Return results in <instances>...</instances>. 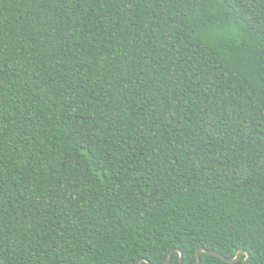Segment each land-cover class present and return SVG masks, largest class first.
Returning a JSON list of instances; mask_svg holds the SVG:
<instances>
[{
  "label": "trees",
  "instance_id": "trees-1",
  "mask_svg": "<svg viewBox=\"0 0 264 264\" xmlns=\"http://www.w3.org/2000/svg\"><path fill=\"white\" fill-rule=\"evenodd\" d=\"M199 248L264 264V0H0V264Z\"/></svg>",
  "mask_w": 264,
  "mask_h": 264
},
{
  "label": "water",
  "instance_id": "water-1",
  "mask_svg": "<svg viewBox=\"0 0 264 264\" xmlns=\"http://www.w3.org/2000/svg\"><path fill=\"white\" fill-rule=\"evenodd\" d=\"M175 252L179 253V264H183V255L178 249L172 250L169 253L167 260L163 264H170V262L172 260V255ZM201 252L206 253V254L211 255V256L218 257L219 259H221L222 261H224L226 263H235L241 258L242 255L246 256L245 259L243 260L242 264H247L248 260H249V253L247 251H243V250L238 252L234 258L228 259V258L222 256L221 254L217 253V252L209 251V250H206L204 248H199V249L196 250V253H195V255H196V264H201V256H200ZM141 261L145 262L147 264H151L148 260H146L144 258L139 259L136 262V264H139Z\"/></svg>",
  "mask_w": 264,
  "mask_h": 264
}]
</instances>
